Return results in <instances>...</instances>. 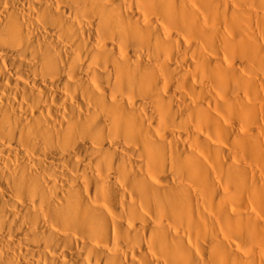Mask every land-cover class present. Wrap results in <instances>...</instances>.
<instances>
[{"label": "bare ground", "instance_id": "1", "mask_svg": "<svg viewBox=\"0 0 264 264\" xmlns=\"http://www.w3.org/2000/svg\"><path fill=\"white\" fill-rule=\"evenodd\" d=\"M0 264H264V0H0Z\"/></svg>", "mask_w": 264, "mask_h": 264}]
</instances>
